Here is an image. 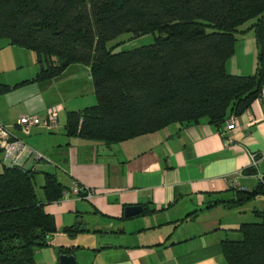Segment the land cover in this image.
Listing matches in <instances>:
<instances>
[{
    "label": "crops",
    "instance_id": "0c3cea01",
    "mask_svg": "<svg viewBox=\"0 0 264 264\" xmlns=\"http://www.w3.org/2000/svg\"><path fill=\"white\" fill-rule=\"evenodd\" d=\"M254 40L253 62L229 73L256 72ZM27 50L0 43V86L8 88L0 92V123L43 152L42 159L29 158L23 167L36 173L40 200L47 174L63 187L59 200L44 201L56 229L49 245L36 251V264H60L63 252L74 254L78 264H229L223 240H238L242 224L264 220L258 179L264 172V97L236 115L238 128L228 134L227 145L221 134L227 121L220 129L207 118L171 123L118 143L86 139L70 135L67 125L69 115L97 103L91 68L71 64L59 76L33 81L40 66L28 53L32 68L23 71ZM9 63L15 68L11 73ZM53 105L61 107L55 129L21 131L22 115L45 120ZM0 162L2 170L12 166L1 149ZM76 182L92 195L73 193ZM246 191L259 192L240 201ZM131 206L142 212L127 217Z\"/></svg>",
    "mask_w": 264,
    "mask_h": 264
},
{
    "label": "trees",
    "instance_id": "16d2710c",
    "mask_svg": "<svg viewBox=\"0 0 264 264\" xmlns=\"http://www.w3.org/2000/svg\"><path fill=\"white\" fill-rule=\"evenodd\" d=\"M248 29L258 46L256 72L229 73ZM123 34L154 41L116 50ZM0 39L36 53L33 81L89 66L97 103L69 115L68 133L107 143L204 118L222 129L264 87V0H0ZM37 185L31 170L0 172V264H36V251L50 243L56 226L44 201L59 200L63 187L47 174L40 200ZM239 231L240 239L222 242L228 263L264 264V220Z\"/></svg>",
    "mask_w": 264,
    "mask_h": 264
},
{
    "label": "built area",
    "instance_id": "2783aa9c",
    "mask_svg": "<svg viewBox=\"0 0 264 264\" xmlns=\"http://www.w3.org/2000/svg\"><path fill=\"white\" fill-rule=\"evenodd\" d=\"M262 97H264V87L259 95V98ZM60 109V105L50 106L47 109V118L45 120H42L36 114L22 115L20 119H18V125L25 134H30L34 127L39 126H44L49 130L55 129L59 123ZM236 128H238V119L236 115H232L228 118L225 128L221 130L225 145L231 142L228 134ZM0 149L4 152L5 157L10 161L12 166H19L21 168L24 167L25 161L29 158L33 157L40 160L44 157L42 151L32 148L24 140L16 138L9 127L2 123H0ZM258 179L260 184L264 187V172L259 173ZM84 188L85 187L76 182L73 185L72 191L78 196H91L92 190L86 188L84 190Z\"/></svg>",
    "mask_w": 264,
    "mask_h": 264
},
{
    "label": "rangeland",
    "instance_id": "374dc122",
    "mask_svg": "<svg viewBox=\"0 0 264 264\" xmlns=\"http://www.w3.org/2000/svg\"><path fill=\"white\" fill-rule=\"evenodd\" d=\"M253 20H250L247 24H250ZM246 25V24H245ZM245 28V27H244ZM243 29V28H242ZM242 32V31H241ZM255 35L251 31L248 30L245 33H240L237 41V51L233 54L232 58L228 60L229 68H227L228 72H232V70L241 71L242 67H247L253 62L255 55H250V49L256 50L257 47L255 45ZM118 40H120L119 46L116 50H129L142 45L150 44L154 41V36L152 34H146L140 37H131L129 34L121 35ZM7 41L6 39H0V43H4ZM8 42V41H7ZM257 44V43H256ZM30 51V52H29ZM26 54L23 55V71L30 73V69L32 68V64L30 63V57L28 53H31L34 57L36 56L34 52L31 50H27ZM8 71L11 73L15 71L14 63H9L7 67ZM33 70V69H32ZM9 72H4L2 75H7ZM4 78V76L0 77V80ZM2 171V163L0 162V172ZM37 193L38 196L42 194L40 185H37Z\"/></svg>",
    "mask_w": 264,
    "mask_h": 264
},
{
    "label": "water",
    "instance_id": "95a60500",
    "mask_svg": "<svg viewBox=\"0 0 264 264\" xmlns=\"http://www.w3.org/2000/svg\"><path fill=\"white\" fill-rule=\"evenodd\" d=\"M142 212L141 206H131L126 209L125 215L127 217L140 214ZM51 239V237H50ZM60 264H78L77 257L74 254L63 252L59 255Z\"/></svg>",
    "mask_w": 264,
    "mask_h": 264
}]
</instances>
